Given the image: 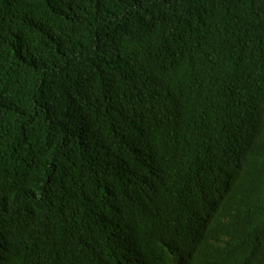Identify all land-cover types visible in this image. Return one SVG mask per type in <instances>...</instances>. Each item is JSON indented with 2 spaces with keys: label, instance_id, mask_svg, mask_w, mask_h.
<instances>
[{
  "label": "trees",
  "instance_id": "1",
  "mask_svg": "<svg viewBox=\"0 0 264 264\" xmlns=\"http://www.w3.org/2000/svg\"><path fill=\"white\" fill-rule=\"evenodd\" d=\"M180 263L264 264V0H0V264Z\"/></svg>",
  "mask_w": 264,
  "mask_h": 264
},
{
  "label": "bare ground",
  "instance_id": "2",
  "mask_svg": "<svg viewBox=\"0 0 264 264\" xmlns=\"http://www.w3.org/2000/svg\"><path fill=\"white\" fill-rule=\"evenodd\" d=\"M181 261H184V259L182 258V260ZM180 264H183V263H180Z\"/></svg>",
  "mask_w": 264,
  "mask_h": 264
}]
</instances>
